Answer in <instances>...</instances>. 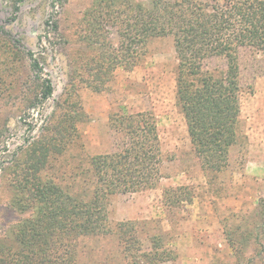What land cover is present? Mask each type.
I'll return each mask as SVG.
<instances>
[{
    "label": "trees",
    "instance_id": "16d2710c",
    "mask_svg": "<svg viewBox=\"0 0 264 264\" xmlns=\"http://www.w3.org/2000/svg\"><path fill=\"white\" fill-rule=\"evenodd\" d=\"M21 1H14L15 10ZM51 26L58 31L57 22ZM80 26L65 97L44 132L11 160L12 205L27 216L15 226L13 244H0V264H120L118 251L132 264L174 261L178 253L158 221H112L107 208L112 195L155 188L162 178L163 153L152 111L112 112L109 128L116 148L78 153L71 180L64 177L62 160L87 116L79 89L105 91L118 67L132 70L140 63L152 38L172 37L176 103L201 170L216 177L229 167L232 149L247 143L240 56L248 49L264 58V0H91ZM27 55L37 83L23 101L26 112L54 92L39 58L32 51ZM15 56L0 51V91L17 80ZM55 168L63 171L57 180L48 172ZM164 199L172 206L192 202V195L181 185L165 188ZM235 217L224 233L236 263L264 264V197L254 212ZM105 239L115 242L117 252L107 256Z\"/></svg>",
    "mask_w": 264,
    "mask_h": 264
},
{
    "label": "rangeland",
    "instance_id": "374dc122",
    "mask_svg": "<svg viewBox=\"0 0 264 264\" xmlns=\"http://www.w3.org/2000/svg\"><path fill=\"white\" fill-rule=\"evenodd\" d=\"M14 1L0 0V51L18 54L13 62L17 80L0 91V244L7 246L13 244L15 226L27 216L12 205L9 168L14 155L44 132L65 97L79 46L73 41L81 29L82 13L91 2L22 0L15 10ZM52 22L58 23V31H53ZM29 51L39 58L42 76L52 81L54 92L26 112L23 101L37 83ZM240 62L241 122L247 143L232 149L229 167L216 177L208 178L201 170L176 103L178 60L172 37L152 38L140 63L132 70L118 67L105 91L79 89L87 116L77 125L79 139L62 160L67 180H71L78 153L86 156L116 148L117 137L109 128L112 112L152 111L156 117L163 153L162 178L155 188L112 195L107 208L112 221H158L159 229L168 233L170 245L178 253L176 260L160 264H237L225 228L235 223V214L248 216L254 212L264 197V58L246 49ZM55 169L48 172L57 180L63 171ZM181 185L188 187L192 202L171 206L164 199V190ZM102 242L107 256L110 250L117 252L115 242ZM146 245L144 241L143 248ZM118 254L117 263L132 264Z\"/></svg>",
    "mask_w": 264,
    "mask_h": 264
}]
</instances>
